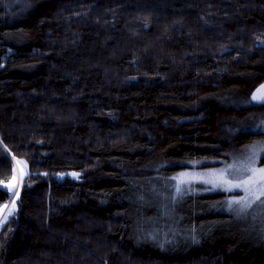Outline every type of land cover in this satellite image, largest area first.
Wrapping results in <instances>:
<instances>
[{
  "label": "trees",
  "instance_id": "1",
  "mask_svg": "<svg viewBox=\"0 0 264 264\" xmlns=\"http://www.w3.org/2000/svg\"><path fill=\"white\" fill-rule=\"evenodd\" d=\"M262 41L264 0H0V264H264L221 194L172 191L264 138Z\"/></svg>",
  "mask_w": 264,
  "mask_h": 264
},
{
  "label": "snow or ice",
  "instance_id": "2",
  "mask_svg": "<svg viewBox=\"0 0 264 264\" xmlns=\"http://www.w3.org/2000/svg\"><path fill=\"white\" fill-rule=\"evenodd\" d=\"M264 106V85L252 94L251 101ZM264 125V122H262ZM257 127H261L258 125ZM6 147V146H5ZM247 153L243 158H234L232 163L225 162L224 167L213 169L208 174H199L198 178L204 183L211 185L208 190H221L229 193L242 192V195H232L223 203L226 205L229 212H234L237 217L246 215L254 207H258L261 213H264V166H258L261 154L264 153V141L253 142L246 146ZM74 176H79L78 173H73ZM188 173H179L173 179L177 180L175 184V195L182 196L185 193L183 185L189 183ZM2 183V182H0ZM4 191H12L11 184L3 185ZM15 196H19V192H14ZM3 207H7L4 205ZM15 201H13L12 209L7 215L0 219V226H3L8 216L13 214L15 209ZM2 211V208H0ZM255 218V217H253Z\"/></svg>",
  "mask_w": 264,
  "mask_h": 264
},
{
  "label": "rangeland",
  "instance_id": "3",
  "mask_svg": "<svg viewBox=\"0 0 264 264\" xmlns=\"http://www.w3.org/2000/svg\"><path fill=\"white\" fill-rule=\"evenodd\" d=\"M261 43H264V42L262 41ZM257 141H264V138H259L254 142H257ZM246 153H247V147L245 146L241 154L234 155L227 160L221 161L220 163H213L207 166H200L199 162H193L192 166H188V167L181 169L180 171L175 173L173 177H176L177 174L179 173H188L190 174V176L185 177V179H188L189 183L182 186L185 189V193H195V194H204V193H209V192L219 193L221 194L220 199H222V201L224 202L227 198L231 197L234 194L242 195L243 193L239 191H237L236 193H229V192L221 191L219 189L208 190L211 188V185L204 183L201 179L198 178V176L199 174H208L213 169H220L224 167L225 162L232 163L234 158H243V156L246 155ZM13 158L15 162V174L9 181L5 182V184H11L13 186V189L12 191H9L10 192L9 198L0 204V208H2V211H0V219H2L4 215H7L9 210L12 209L13 201H15V205H16L15 209L13 210V214H15V212L17 211L19 196H15L14 192L18 191L20 194L23 178L25 174L28 172V164L23 157H18L16 155H13ZM258 166H264V153L261 154V158H260ZM172 180H173L172 181L173 183L172 191L173 193H175L174 186L177 183V180L175 179H172ZM4 205H7V207H3ZM222 207H223V211L229 212L224 203ZM229 213H233L235 215L234 212H229ZM10 216H8V218ZM238 218L241 219L243 223L251 227H254V228L259 227V228L264 229V213H261L258 207H254L246 215L240 216ZM1 227L2 226H0V229Z\"/></svg>",
  "mask_w": 264,
  "mask_h": 264
},
{
  "label": "water",
  "instance_id": "4",
  "mask_svg": "<svg viewBox=\"0 0 264 264\" xmlns=\"http://www.w3.org/2000/svg\"><path fill=\"white\" fill-rule=\"evenodd\" d=\"M261 85H264V83H262ZM261 85H260V86H261ZM260 86H259L258 88H260ZM258 88H257V89H258ZM257 89H256V90H257ZM255 92H256V91H255ZM255 92H254V93H255Z\"/></svg>",
  "mask_w": 264,
  "mask_h": 264
}]
</instances>
